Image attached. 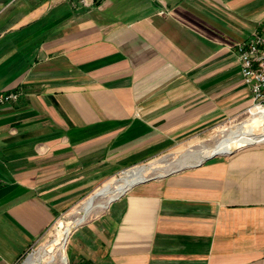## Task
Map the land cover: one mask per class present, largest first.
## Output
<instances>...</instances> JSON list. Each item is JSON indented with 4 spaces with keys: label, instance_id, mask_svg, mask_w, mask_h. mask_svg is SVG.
<instances>
[{
    "label": "crops",
    "instance_id": "crops-1",
    "mask_svg": "<svg viewBox=\"0 0 264 264\" xmlns=\"http://www.w3.org/2000/svg\"><path fill=\"white\" fill-rule=\"evenodd\" d=\"M261 27L264 0H0V264L243 115L236 45ZM258 143L132 187L71 231L66 264H264Z\"/></svg>",
    "mask_w": 264,
    "mask_h": 264
},
{
    "label": "rangeland",
    "instance_id": "rangeland-1",
    "mask_svg": "<svg viewBox=\"0 0 264 264\" xmlns=\"http://www.w3.org/2000/svg\"><path fill=\"white\" fill-rule=\"evenodd\" d=\"M258 124H260L261 126L256 127ZM261 127L262 128L264 127V123H261V122L257 123L255 121L254 116L253 115L251 116L250 112L246 111L238 119H235L233 121H230L228 123H224V124L220 125L216 129V131H214L212 134H210L209 137H205V139H203L201 142L182 145L178 148L171 150L170 152H168L164 155H160L158 157H155L152 160L134 165V166L126 168V169H123L122 171L118 172L114 177L109 179L95 193L90 195V197L84 199L83 201L78 203L75 206V208L71 209L69 212H67L65 215H63L53 225V227L38 241V243L36 245H34V247H32V249H30V251H28L16 264H30L29 259L33 258V257H39L41 259L40 264H63L61 262V260L63 258V255L66 254V252H65L66 248H65L64 252H62V250L59 247L60 245H58L57 241H56V240H58L57 228L60 225V222H64L65 224L69 223V222H74L76 217H77V212L82 207H84L85 204L88 201H90L92 199V197H94V196L96 198L93 201V205H97V204H100L101 202H103L106 199L105 198L106 194L105 193L100 194V192L110 182L120 181L122 179V177L125 175L126 171L137 168V167L139 168V166L149 165V166H153V167L151 169H148V172H147L145 178L150 177V176H154L157 174H163L169 170H172V168L171 169L167 168L168 165H174L175 163H179V160L185 158L186 156H191L190 153L197 152V150L199 151L200 149H203V148H205V149L213 148L217 144V142L219 140H221L226 134L229 135V134H232L233 132L235 133L236 131H238L240 129H243V130L244 129L245 130L246 129L247 130H253L254 129L255 132L259 133V132H261V129H260ZM253 143H256V142H253ZM257 144H261V143H257ZM243 147H246V146H243ZM243 147H238V148H235L234 150L240 149ZM220 155H224V154H220ZM193 163H196V161L192 162V164ZM106 209L107 208H105V209H101V208L94 209L91 212V214L87 217L85 222L90 220L91 218L95 217L96 215L101 214ZM76 226H78V225L72 226L71 230L67 233V235H66L67 239L69 238L71 231H73L76 228ZM53 259H55V260L53 261ZM49 261H50V263H47Z\"/></svg>",
    "mask_w": 264,
    "mask_h": 264
},
{
    "label": "bare ground",
    "instance_id": "bare-ground-1",
    "mask_svg": "<svg viewBox=\"0 0 264 264\" xmlns=\"http://www.w3.org/2000/svg\"><path fill=\"white\" fill-rule=\"evenodd\" d=\"M251 116L253 115L255 118V121L257 123H264V107H253L250 110ZM261 126L258 124L256 127ZM261 132H255L253 130H243L240 129L236 131L235 133L233 132L232 134H226L221 140L217 142V144L211 148V149H200L197 152H192L190 153L191 156H186L185 158L179 160V163H175L174 165H168V169H171L175 166H180V165H185V164H192L194 161H200L206 156L215 154V153H226L229 151L234 150L235 148L238 147H243V146H248L254 144L253 142H264V127L260 128ZM194 157V158H193ZM193 159V160H192ZM153 166L149 165H144L139 168H135L129 171H126L125 175L122 177L120 181H112L109 184L103 188V190L100 192V194L105 193L106 194V199L101 202L100 204L93 205V201L95 200V196L92 197L90 201H88L84 207H82L78 212H77V217L74 222H69V223H64L60 222V225L58 226L57 230V235H58V240L57 244L60 245V249L62 252H64L66 246H67V233L71 230L72 226L79 225L87 219V217L91 214V212L94 209L101 208L105 209L108 207V205L111 204V201L116 198L118 195H120L128 186H130L134 181L137 179L144 178L148 169H151ZM98 195V194H97ZM57 245V246H58ZM42 255V254H41ZM54 257V256H53ZM52 257V258H53ZM50 258V257H49ZM30 264H40L41 259L39 257H33L29 259ZM55 259H53L54 261ZM52 261V262H53ZM63 264L67 263V258L66 254L63 255V258L61 260ZM47 263H50L47 262Z\"/></svg>",
    "mask_w": 264,
    "mask_h": 264
},
{
    "label": "built area",
    "instance_id": "built-area-1",
    "mask_svg": "<svg viewBox=\"0 0 264 264\" xmlns=\"http://www.w3.org/2000/svg\"><path fill=\"white\" fill-rule=\"evenodd\" d=\"M236 51L241 74L253 97V103L246 111L250 112L253 107H264V27L256 28L246 39L239 42ZM17 97L18 94L10 93L4 99Z\"/></svg>",
    "mask_w": 264,
    "mask_h": 264
},
{
    "label": "water",
    "instance_id": "water-1",
    "mask_svg": "<svg viewBox=\"0 0 264 264\" xmlns=\"http://www.w3.org/2000/svg\"><path fill=\"white\" fill-rule=\"evenodd\" d=\"M253 145V144H252ZM234 150H232V151H229V152H226V153H221V154H231L232 152H233ZM218 155H220L219 153H215V154H212V155H209V156H206L205 158H203L202 160H200L199 162H196V163H194V164H189V165H184V166H179V167H177V168H175V169H172V170H169V171H167V172H165V173H163V174H157V175H154V176H150V177H147V178H143V179H140V180H138V181H135V182H133L130 186H128L120 195H118L116 198H114L112 201H111V203L113 202V201H115L116 199H118L119 197H121L124 193H126L128 190H130L132 187H134V186H136V185H138V184H140V183H143V182H146V181H149V180H151V179H154V178H159V177H163L164 175H166V174H168V173H172V172H175V171H177V170H179V169H182V168H184V167H187V166H193V165H197V164H201L202 162H204V161H206V160H208V159H211V158H213V157H215V156H218Z\"/></svg>",
    "mask_w": 264,
    "mask_h": 264
}]
</instances>
